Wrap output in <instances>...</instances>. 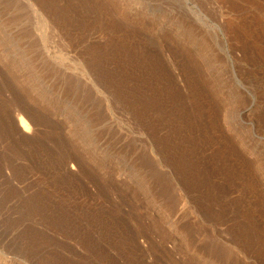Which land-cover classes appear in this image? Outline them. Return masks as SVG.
I'll return each instance as SVG.
<instances>
[{
    "label": "rangeland",
    "instance_id": "obj_1",
    "mask_svg": "<svg viewBox=\"0 0 264 264\" xmlns=\"http://www.w3.org/2000/svg\"><path fill=\"white\" fill-rule=\"evenodd\" d=\"M27 1L0 0V264H264V0Z\"/></svg>",
    "mask_w": 264,
    "mask_h": 264
},
{
    "label": "bare ground",
    "instance_id": "obj_2",
    "mask_svg": "<svg viewBox=\"0 0 264 264\" xmlns=\"http://www.w3.org/2000/svg\"><path fill=\"white\" fill-rule=\"evenodd\" d=\"M11 1V3H12V1L13 2H17V3H19V4H23V3H25V4H27L29 7H30V4H29V2L27 1V0H10ZM30 13H32V11H30ZM4 53V52H3ZM0 55H2V51H0ZM6 55V54H5ZM98 59V58H97ZM93 60H96V59H93ZM95 62V61H94ZM95 64H96V62H95ZM95 66H98V65H95ZM123 97V96H122ZM137 98V97H136ZM128 99H129V97H128ZM133 99H134V97H133ZM130 100V99H129ZM136 100V99H135ZM134 100V101H135ZM131 102H133L134 103V101L133 100H130ZM129 101V102H130ZM138 101V98H137V100H136V102ZM135 102V103H136ZM131 104V103H130ZM135 105V104H134ZM134 105H132V106H134ZM2 115V114H1ZM0 115V116H1ZM17 119H18V123H19V126L22 128V130L24 131V132H30V130L31 129H33L34 128V123H33V121L32 120H29V119H27V118H25L22 114H20V113H18V115H17ZM253 141V140H252ZM254 144V143H253ZM251 149V148H250ZM89 172V171H88ZM91 173V172H90ZM65 227V226H64ZM68 232V231H67ZM68 235V234H67Z\"/></svg>",
    "mask_w": 264,
    "mask_h": 264
}]
</instances>
